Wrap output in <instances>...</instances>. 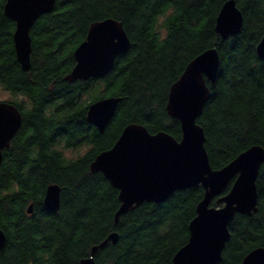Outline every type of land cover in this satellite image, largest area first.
<instances>
[{
    "label": "trees",
    "instance_id": "trees-1",
    "mask_svg": "<svg viewBox=\"0 0 264 264\" xmlns=\"http://www.w3.org/2000/svg\"><path fill=\"white\" fill-rule=\"evenodd\" d=\"M226 1L57 0L31 29L32 67L25 71L16 57L15 21L4 13L6 0H0V83L32 101L30 111L17 105L23 122L0 165V227L6 234L0 264H79L114 231L117 243L99 247L94 264H173L188 241L204 187L176 191L161 203L144 202L116 222L119 190L102 172H92L90 163L129 123L180 139L181 123L167 111L170 87L193 58L212 47L219 52V72L208 82L211 96L197 120L212 167L225 166L253 145L264 147V57L257 53L264 38V0H235L242 30L222 39L215 24ZM108 17L122 21L129 49L105 77L65 80L90 24ZM112 95L122 99L100 132L88 122L87 111L92 102ZM65 139L68 147L85 141L93 147L85 158L68 162L52 150ZM13 183L19 192L12 191ZM54 183L61 187L57 211L44 205ZM256 184L258 210L235 215L218 264H241L252 249L264 247V163ZM218 198L212 206H221Z\"/></svg>",
    "mask_w": 264,
    "mask_h": 264
},
{
    "label": "water",
    "instance_id": "water-1",
    "mask_svg": "<svg viewBox=\"0 0 264 264\" xmlns=\"http://www.w3.org/2000/svg\"><path fill=\"white\" fill-rule=\"evenodd\" d=\"M57 0H6L5 15L15 21L13 34L16 57L21 67H32L31 29L37 20L54 10ZM243 26V14L235 0H227L220 9L215 29L222 39L238 35ZM131 45L122 21L108 17L90 24L85 39L73 52L75 65L64 77L69 82L105 77L113 68L118 55ZM264 57V38L257 46ZM220 67L216 47L193 58L177 81L170 87L167 111L181 123L182 135L177 139L166 131L151 133L143 124L129 123L114 145L96 155L90 163L92 172H102L111 185L119 190L121 215L144 202L161 203L174 192L202 185L205 189L196 208V216L189 224L188 241L173 257V264H218L230 239L229 224L238 213L252 215L258 210L257 178L264 163V147L253 145L241 152L225 166L212 167L205 146L204 128L197 120L211 96L208 82L214 83ZM122 97L107 96L92 102L87 120L104 132ZM23 122L17 105L0 104V165ZM230 185L228 192L222 194ZM61 187L48 185L44 205L57 211L61 203ZM219 196L221 206L211 201ZM33 212V204L27 208ZM119 235L112 232L107 239L93 247L89 257L79 264H94V255L107 242L117 243ZM6 234L0 227V249ZM241 264H264V247L248 252Z\"/></svg>",
    "mask_w": 264,
    "mask_h": 264
},
{
    "label": "clouds",
    "instance_id": "clouds-1",
    "mask_svg": "<svg viewBox=\"0 0 264 264\" xmlns=\"http://www.w3.org/2000/svg\"><path fill=\"white\" fill-rule=\"evenodd\" d=\"M9 103L12 105H23L25 111H30L32 108V101L30 97L23 91H14L6 84L0 83V104ZM67 141L61 140L59 143L52 146V150L62 154V158L68 162H76L87 156L93 145L87 141L76 145L75 147H68ZM12 191L19 192L20 186L13 183ZM4 195H8L5 191Z\"/></svg>",
    "mask_w": 264,
    "mask_h": 264
},
{
    "label": "flooded vegetation",
    "instance_id": "flooded-vegetation-1",
    "mask_svg": "<svg viewBox=\"0 0 264 264\" xmlns=\"http://www.w3.org/2000/svg\"><path fill=\"white\" fill-rule=\"evenodd\" d=\"M21 112H22V111H21ZM22 115H23V114H22ZM15 135H16V134H15ZM13 138H14V137H13ZM30 204H31V203H30ZM30 204H29V205H30ZM32 204H33V203H32ZM45 207H46V206H45ZM46 208H47V207H46ZM33 209H34V204H33ZM47 209H48V208H47ZM49 210H50V209H49ZM30 214H31V213H30Z\"/></svg>",
    "mask_w": 264,
    "mask_h": 264
}]
</instances>
